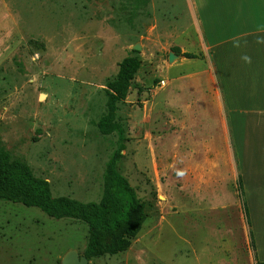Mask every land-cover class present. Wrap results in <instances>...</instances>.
Masks as SVG:
<instances>
[{
    "label": "rangeland",
    "instance_id": "1",
    "mask_svg": "<svg viewBox=\"0 0 264 264\" xmlns=\"http://www.w3.org/2000/svg\"><path fill=\"white\" fill-rule=\"evenodd\" d=\"M190 6L0 0V150L46 178L55 196L101 199L118 143L97 125L108 84L126 56L141 60L119 103L129 137L119 168L147 204L146 219L126 251L89 264L264 262V212L243 191L239 127L223 111L192 104L178 83L159 87L169 73L198 69L170 65L177 31L191 30ZM88 239L80 220L0 200V264H63L69 251L83 256Z\"/></svg>",
    "mask_w": 264,
    "mask_h": 264
},
{
    "label": "crops",
    "instance_id": "2",
    "mask_svg": "<svg viewBox=\"0 0 264 264\" xmlns=\"http://www.w3.org/2000/svg\"><path fill=\"white\" fill-rule=\"evenodd\" d=\"M190 4L188 14L183 13L191 16L192 27L177 31L176 47L199 57L187 58L171 49L176 63L170 65L182 62L181 67L198 69L181 68L176 76L169 73L161 80L169 86L178 83L175 86L189 93L192 104L207 112L223 111L227 123L230 120L234 130L239 127L235 141L243 191L249 206L264 212V0H190ZM189 42L200 49H189ZM187 101L183 103L188 105Z\"/></svg>",
    "mask_w": 264,
    "mask_h": 264
},
{
    "label": "trees",
    "instance_id": "3",
    "mask_svg": "<svg viewBox=\"0 0 264 264\" xmlns=\"http://www.w3.org/2000/svg\"><path fill=\"white\" fill-rule=\"evenodd\" d=\"M173 51L187 58L199 57L193 52H182L179 47H173ZM140 67L139 57L126 56L119 64L116 78L108 84L107 111L97 125L104 135L116 133L118 143L106 166L104 191L99 201L55 196L46 178L37 176L25 161L13 159L8 151L0 150V200L37 207L56 219L86 223L89 239L84 255L89 260L126 251L146 219L147 204L119 168L129 140L127 128L119 120V103L126 100Z\"/></svg>",
    "mask_w": 264,
    "mask_h": 264
},
{
    "label": "water",
    "instance_id": "4",
    "mask_svg": "<svg viewBox=\"0 0 264 264\" xmlns=\"http://www.w3.org/2000/svg\"><path fill=\"white\" fill-rule=\"evenodd\" d=\"M136 50H139V45L135 46ZM89 258L85 255L80 256L77 251H69L63 258V264H89Z\"/></svg>",
    "mask_w": 264,
    "mask_h": 264
},
{
    "label": "built area",
    "instance_id": "5",
    "mask_svg": "<svg viewBox=\"0 0 264 264\" xmlns=\"http://www.w3.org/2000/svg\"><path fill=\"white\" fill-rule=\"evenodd\" d=\"M159 85H160V86H165V85H166V81H165V80H161V81L159 82Z\"/></svg>",
    "mask_w": 264,
    "mask_h": 264
}]
</instances>
